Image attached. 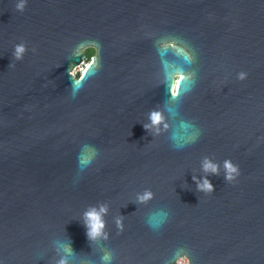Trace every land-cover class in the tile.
Instances as JSON below:
<instances>
[{
	"label": "water",
	"instance_id": "95a60500",
	"mask_svg": "<svg viewBox=\"0 0 264 264\" xmlns=\"http://www.w3.org/2000/svg\"><path fill=\"white\" fill-rule=\"evenodd\" d=\"M153 9L164 12V35L168 28L194 50L192 63L158 48L157 25L149 37L143 0H27L23 11L0 0L3 264L61 256L68 264H175L184 247L192 264H264V0H163ZM89 40L100 67L89 66L72 95L70 67L86 54L71 51ZM20 41L27 51L14 60ZM165 64L195 76L181 80L172 128L154 134L144 124L169 101ZM180 119L196 136L177 147L170 134L181 131ZM84 144L98 155L80 170ZM204 156L231 158L240 175L205 174ZM203 175L213 192L197 190L192 177ZM145 188L154 197L138 204ZM100 203L107 239L90 240L82 214ZM161 209L166 220L150 226L148 214Z\"/></svg>",
	"mask_w": 264,
	"mask_h": 264
},
{
	"label": "clouds",
	"instance_id": "9594fccd",
	"mask_svg": "<svg viewBox=\"0 0 264 264\" xmlns=\"http://www.w3.org/2000/svg\"><path fill=\"white\" fill-rule=\"evenodd\" d=\"M27 0H15V8L19 11H23ZM156 44L158 48H173L177 53L183 56L184 60L187 63H192L195 59V52L190 47V45L178 38L175 35L166 34L160 36L156 39ZM90 50V55L87 63H82L79 65H75L70 67L69 75L73 77L71 84V94L75 95L80 87H82V81L85 78V72L88 67L95 64L96 68L100 67V60L98 49L99 45L95 41H87L78 43L71 51L72 55H77L81 50ZM27 51V45L24 41H20L15 43L13 46L12 55L14 60H22L24 58V54ZM35 51V49H33ZM169 65L163 66L164 71V82L168 87L169 92V101L165 108L156 107L149 111L148 113V122L144 124L146 129H151L154 134L160 133H168L169 129L172 128L173 120L178 116L176 104L178 103V96L180 93V83L181 80L187 79L188 81H192L195 76L194 71H186L184 73L176 72L170 74L168 71ZM79 73V75H77ZM246 71H239L237 73V79L244 80L247 77ZM171 79V83L169 85L168 81ZM186 92L190 90V85H187L184 89ZM178 125L180 128V132L173 131L170 136L171 139L176 143L177 147H182L184 144L195 139L196 134L190 132L189 129L192 125L184 120L180 119L178 121ZM98 155V150L91 145L84 144L81 147V151L78 155V168L80 170H84L89 165L93 163L95 158ZM202 170L205 174L207 173H218L221 169L224 172V178L228 182L234 181L240 175V168L237 163H235L231 158H225L221 163L210 159L208 156H204L202 159ZM192 179L196 181V188L200 192L211 193L213 192L214 186L208 179L207 175H203L200 177L193 176ZM154 197V193L150 188H145L143 191L138 192L136 194V202L138 204H147ZM108 207L104 203H100L98 205H89L86 210L83 212V221L86 227L87 237L90 240L97 239H107V233L104 231L105 228V220L104 215L107 213ZM168 213L164 210H157L155 212H151L147 216V223L152 227H159V224H154V218L159 217L160 223H163L167 218ZM116 226L119 231H122L124 228L123 217L118 216L116 218ZM65 251L70 252V245H65ZM104 260H109L110 256L105 255L103 257ZM174 260L175 264H192V257L189 254V249L186 247L179 248L174 252ZM0 264H3V260H0ZM55 264H68L67 257L61 256L58 260L55 261ZM166 264H171V260L167 261Z\"/></svg>",
	"mask_w": 264,
	"mask_h": 264
},
{
	"label": "flooded vegetation",
	"instance_id": "af4514ba",
	"mask_svg": "<svg viewBox=\"0 0 264 264\" xmlns=\"http://www.w3.org/2000/svg\"><path fill=\"white\" fill-rule=\"evenodd\" d=\"M160 1L162 2L163 0H143L144 4L146 5V7H148V14H147V31H148V34H149V37L151 38L153 35V27L155 25H157V27H159V33L157 34V38L160 37V36H163L164 35V31H163V26H164V17H163V13L162 11L157 14V11H156V14H154V9H153V6L157 5L160 3ZM169 0H167V3H168ZM167 18V24L169 25V17L166 16ZM151 27V28H149ZM167 34H169L168 32V28H167ZM85 59L82 61V63H87L88 59H89V55H90V50L86 51L85 50ZM81 63V64H82ZM79 75V73L77 74Z\"/></svg>",
	"mask_w": 264,
	"mask_h": 264
},
{
	"label": "rangeland",
	"instance_id": "374dc122",
	"mask_svg": "<svg viewBox=\"0 0 264 264\" xmlns=\"http://www.w3.org/2000/svg\"><path fill=\"white\" fill-rule=\"evenodd\" d=\"M78 74V73H77Z\"/></svg>",
	"mask_w": 264,
	"mask_h": 264
}]
</instances>
